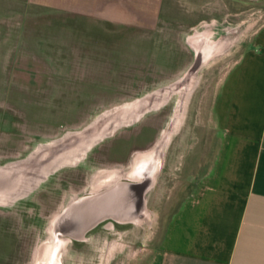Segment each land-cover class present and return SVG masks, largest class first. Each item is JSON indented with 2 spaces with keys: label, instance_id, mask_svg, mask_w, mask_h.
Wrapping results in <instances>:
<instances>
[{
  "label": "rangeland",
  "instance_id": "rangeland-1",
  "mask_svg": "<svg viewBox=\"0 0 264 264\" xmlns=\"http://www.w3.org/2000/svg\"><path fill=\"white\" fill-rule=\"evenodd\" d=\"M263 17L256 1L0 0V264H142L190 189L186 161L212 153L222 72ZM116 184L136 187L132 216L75 232Z\"/></svg>",
  "mask_w": 264,
  "mask_h": 264
},
{
  "label": "crops",
  "instance_id": "crops-1",
  "mask_svg": "<svg viewBox=\"0 0 264 264\" xmlns=\"http://www.w3.org/2000/svg\"><path fill=\"white\" fill-rule=\"evenodd\" d=\"M262 20L241 39L222 72L212 112L217 137L212 153L186 161L190 189L142 264H264Z\"/></svg>",
  "mask_w": 264,
  "mask_h": 264
},
{
  "label": "bare ground",
  "instance_id": "bare-ground-1",
  "mask_svg": "<svg viewBox=\"0 0 264 264\" xmlns=\"http://www.w3.org/2000/svg\"><path fill=\"white\" fill-rule=\"evenodd\" d=\"M230 40L226 39V41H221L222 45L220 47L222 49L228 47ZM191 46L196 52L201 51L200 43L197 45V48H194V44L193 45L191 44ZM179 107H176L173 110V116L171 120L173 122L172 124H174L175 122V125H176V120L178 118L177 114L179 113L178 111ZM134 159H135V155H133L131 162H133ZM154 164L155 161L152 158H150V156L146 155L144 162H142L137 166L133 165L131 170L132 172H135V175H140L139 178H141L144 181H147L150 178V174L154 173L155 170L153 169ZM137 201L139 202L137 198L136 187L128 184H116L110 189V192L106 197H103L101 199H93V201H87L86 203L81 205L79 207L81 211H79V213L73 216V218L77 220H73L69 226L72 227V229H74L75 232H77L78 229L81 228L85 223H88L89 220L94 221L93 219L96 216H102L103 213L108 214V216L112 218L118 220H124L125 218H128V216H132L131 212L138 204Z\"/></svg>",
  "mask_w": 264,
  "mask_h": 264
},
{
  "label": "flooded vegetation",
  "instance_id": "flooded-vegetation-1",
  "mask_svg": "<svg viewBox=\"0 0 264 264\" xmlns=\"http://www.w3.org/2000/svg\"><path fill=\"white\" fill-rule=\"evenodd\" d=\"M226 39H227V38L223 37V38H221V41H226ZM192 42H193V44H194V48H197V45H198L199 42H197V41H192ZM179 114H180V113H178L177 116H179ZM132 157H133V155H132ZM132 157H131V159H132ZM131 159H130V163H131ZM113 219H115V218H113ZM115 220H117V221H122V220H118V219H115Z\"/></svg>",
  "mask_w": 264,
  "mask_h": 264
}]
</instances>
